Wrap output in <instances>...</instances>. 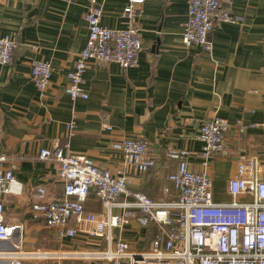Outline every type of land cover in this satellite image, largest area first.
I'll return each mask as SVG.
<instances>
[{"label":"crops","instance_id":"obj_1","mask_svg":"<svg viewBox=\"0 0 264 264\" xmlns=\"http://www.w3.org/2000/svg\"><path fill=\"white\" fill-rule=\"evenodd\" d=\"M97 1L101 25L109 29L125 28L129 13L139 30L141 50L136 66L126 71L116 63L87 69V99L71 100L65 92L67 74L87 41L89 0H0V36L10 35L15 42L11 63L0 65V155L6 157L2 168L11 169L22 185L19 195H1L0 200L5 222L22 226L20 251L44 253L22 264H105L88 256L108 249L105 237H60L31 217L36 200L31 187H43L46 200L62 194L58 164L38 158L40 149L55 143L114 171L122 167V157L112 144L144 140L155 164L143 174L130 170L128 190L155 201L169 199L164 188L174 192L168 180L176 171V162L167 157L170 148L191 151L189 169L205 170L211 177L215 202L230 201L227 183L241 157L258 159L264 170V0H231L228 10L235 22L214 26L211 53L181 42L188 0H145L130 11L129 0ZM32 60L52 67L43 91L30 77ZM214 117L231 125L226 154L204 161L195 137L201 123ZM238 121L245 127L242 132ZM70 123L73 128L68 130ZM84 209L102 211L94 195ZM151 226L155 233L130 220L111 230V244L121 240L129 249H148L159 230Z\"/></svg>","mask_w":264,"mask_h":264},{"label":"built area","instance_id":"obj_2","mask_svg":"<svg viewBox=\"0 0 264 264\" xmlns=\"http://www.w3.org/2000/svg\"><path fill=\"white\" fill-rule=\"evenodd\" d=\"M144 1L129 0L128 10ZM230 3L231 0H188L181 42L186 46L200 45L206 53H211L209 35L214 26L235 22L228 10ZM126 14L125 28L109 29L101 25V5L97 0H89L85 16L87 41L67 74L65 92L71 100L87 99L83 89V74L87 69L108 63L118 64L122 71L136 66L141 50L139 30L129 13ZM14 47L10 35L0 36V65L11 63ZM29 66L32 82L43 91L50 81L51 65L47 61L32 60ZM104 124L108 127L106 121ZM237 126L240 132L245 128L240 121ZM230 127L220 117L201 123L195 139L202 144L204 161L226 154L225 137ZM72 128L70 123L67 129ZM67 147L55 143L50 149L39 150L40 160L58 164L63 189L60 196L46 200L43 187H31L30 194L36 199L30 206L31 217L54 229L60 237L86 235L108 239V249L88 256L105 264H264V170L260 169L258 159L241 157L235 176L227 183L230 201L215 202L211 177L205 170L189 169L191 151L170 148L167 157L176 162V171L168 180L174 192L164 188L169 199L155 201L143 193L128 190L130 170L143 174L155 164V157L144 140L122 139L112 144V149L122 157V167L114 171L99 167L87 156L65 152ZM5 160L1 154L0 196L19 195L22 185L11 169L2 168ZM91 195L100 201L101 212L85 211L84 205ZM241 195L250 199L239 201ZM122 197L124 200L119 201ZM130 220L141 227L157 225L159 230L148 249H129L121 240L111 244V230L122 228ZM21 227L5 222L0 200V245L13 241L15 247L14 251H9L5 244L0 248V264H22L25 258L44 254L20 251Z\"/></svg>","mask_w":264,"mask_h":264},{"label":"water","instance_id":"obj_3","mask_svg":"<svg viewBox=\"0 0 264 264\" xmlns=\"http://www.w3.org/2000/svg\"><path fill=\"white\" fill-rule=\"evenodd\" d=\"M3 244H5L6 246H8L7 249L9 251H14L15 250L14 242L13 241H5V243H3Z\"/></svg>","mask_w":264,"mask_h":264},{"label":"trees","instance_id":"obj_4","mask_svg":"<svg viewBox=\"0 0 264 264\" xmlns=\"http://www.w3.org/2000/svg\"><path fill=\"white\" fill-rule=\"evenodd\" d=\"M147 227H148V229H151L153 233L156 232V229H154L151 225H148Z\"/></svg>","mask_w":264,"mask_h":264},{"label":"bare ground","instance_id":"obj_5","mask_svg":"<svg viewBox=\"0 0 264 264\" xmlns=\"http://www.w3.org/2000/svg\"><path fill=\"white\" fill-rule=\"evenodd\" d=\"M37 256H44V254H37Z\"/></svg>","mask_w":264,"mask_h":264}]
</instances>
